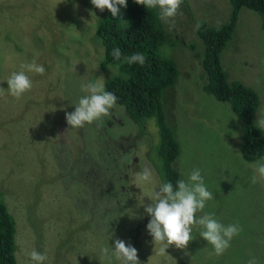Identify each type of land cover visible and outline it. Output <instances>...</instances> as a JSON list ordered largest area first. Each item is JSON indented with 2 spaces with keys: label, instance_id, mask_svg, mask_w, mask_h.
<instances>
[{
  "label": "rangeland",
  "instance_id": "obj_1",
  "mask_svg": "<svg viewBox=\"0 0 264 264\" xmlns=\"http://www.w3.org/2000/svg\"><path fill=\"white\" fill-rule=\"evenodd\" d=\"M117 7L114 18L91 0H0V189L15 223L17 263L34 264L29 253L36 250L47 256L44 264H118L100 250L122 239L137 249L140 264H247L253 256L264 264V180L255 170L264 157L242 158L244 122L228 101L203 89L200 36L230 26L217 61L227 80L256 92V122L264 115V14L231 0H183L170 28L151 9L161 32L157 52L177 70L161 96L164 123L179 146L174 167L184 180L200 169L214 194L197 216L214 213L222 224L239 221L243 228L223 255H214L194 226L186 249L172 245L169 256H160L143 207L150 202L144 196L162 183L148 161L158 159L154 121L137 126L117 104L101 126L71 128L65 119L89 94L84 86L118 73L112 65L101 69L104 50L95 38L99 19L126 20L127 7ZM33 60L45 73H27L33 87L16 99L6 81ZM145 167L153 171L151 185L136 180Z\"/></svg>",
  "mask_w": 264,
  "mask_h": 264
},
{
  "label": "trees",
  "instance_id": "obj_2",
  "mask_svg": "<svg viewBox=\"0 0 264 264\" xmlns=\"http://www.w3.org/2000/svg\"><path fill=\"white\" fill-rule=\"evenodd\" d=\"M231 1L236 8L243 5L264 14V0ZM127 12L128 17L122 23L106 17L99 19L96 25L95 38L104 50L100 67L105 69L112 65L118 70L117 74L104 81V85L107 91L118 97L116 104L123 107L133 124L138 126V123L147 120L154 121L159 133L154 145L158 159L155 161L148 158V161L160 180L171 182L175 188L176 182L181 179L179 171L174 167L179 146L164 123L161 96L165 88L174 84L177 70L169 59L157 52L161 32L154 11L145 9L143 5L132 4L127 7ZM229 30L230 26L226 25L210 31L206 29L200 34L205 43L202 59L205 80L202 87L219 101H228L234 113L242 119L246 130L242 131L239 150L246 162H254L264 157V136L252 117L258 106V96L241 82L227 80L217 61L218 49L222 47ZM113 48L121 50L119 60L112 56ZM134 53L145 55L143 66L126 62L125 57ZM143 125H140L141 131ZM3 189H0V264H18L15 257V223L4 202ZM179 264L191 263L181 261Z\"/></svg>",
  "mask_w": 264,
  "mask_h": 264
},
{
  "label": "clouds",
  "instance_id": "obj_3",
  "mask_svg": "<svg viewBox=\"0 0 264 264\" xmlns=\"http://www.w3.org/2000/svg\"><path fill=\"white\" fill-rule=\"evenodd\" d=\"M134 2L143 5L145 9H158L159 19L170 28L175 27V17L182 15L179 10L183 0H134ZM91 4L101 12L107 9L115 18L120 11L117 6L127 7V0H91ZM200 27L201 22H197L195 29L199 30ZM111 54L117 60L122 56L119 48H113ZM125 60L128 64L138 63L143 66L146 57L143 53H134L125 57ZM29 72L43 75L45 68L35 60L22 64L21 70L12 72L6 81L8 94L19 99L32 89L33 82L27 74ZM102 78L84 86V90L89 94L79 99L73 112L65 113L66 122L71 128H82L85 124L98 121L100 122L98 126H101L103 118L111 116V110L116 106L118 97L106 90ZM259 83L258 80L257 84ZM3 92L4 89L0 88V94ZM255 123L260 129H264V115ZM255 170L259 178L264 180V162H257ZM136 180L140 184H153V171L147 167L143 168L136 174ZM256 182L257 175H253L251 183ZM144 197L150 201L143 205L144 212L151 217L146 228L153 238L154 245H159L160 256H169L166 249L172 245L178 249H186L194 239L192 236L194 226L202 229L200 237L212 246L213 254L216 256L223 255L231 246L230 242L233 238L243 231L239 221L224 225L215 218L214 213L197 216V213L203 212L206 203L214 199L213 192L208 189L198 168L191 171L187 180H178L175 188L171 182H162ZM144 197H141V203ZM100 251L101 255L110 261L114 257L118 264H140L137 249L122 239H116L114 246L103 247ZM29 255L34 264H44L48 259L45 254L36 250H32ZM247 264H260V261L253 256Z\"/></svg>",
  "mask_w": 264,
  "mask_h": 264
},
{
  "label": "water",
  "instance_id": "obj_4",
  "mask_svg": "<svg viewBox=\"0 0 264 264\" xmlns=\"http://www.w3.org/2000/svg\"><path fill=\"white\" fill-rule=\"evenodd\" d=\"M263 17H264V15H263Z\"/></svg>",
  "mask_w": 264,
  "mask_h": 264
}]
</instances>
